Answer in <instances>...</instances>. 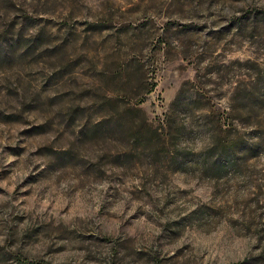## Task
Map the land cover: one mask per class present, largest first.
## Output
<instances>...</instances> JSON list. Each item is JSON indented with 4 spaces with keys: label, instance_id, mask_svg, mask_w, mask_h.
I'll return each instance as SVG.
<instances>
[{
    "label": "rangeland",
    "instance_id": "374dc122",
    "mask_svg": "<svg viewBox=\"0 0 264 264\" xmlns=\"http://www.w3.org/2000/svg\"><path fill=\"white\" fill-rule=\"evenodd\" d=\"M0 43V264H264V0H0Z\"/></svg>",
    "mask_w": 264,
    "mask_h": 264
},
{
    "label": "trees",
    "instance_id": "16d2710c",
    "mask_svg": "<svg viewBox=\"0 0 264 264\" xmlns=\"http://www.w3.org/2000/svg\"><path fill=\"white\" fill-rule=\"evenodd\" d=\"M5 51V48L3 47L2 43H0V62L2 61V59L5 57H2V53ZM181 98V94H179L175 100V103H177L178 101H180Z\"/></svg>",
    "mask_w": 264,
    "mask_h": 264
}]
</instances>
